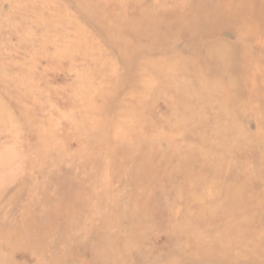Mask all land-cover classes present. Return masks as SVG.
<instances>
[{
    "label": "rangeland",
    "instance_id": "1",
    "mask_svg": "<svg viewBox=\"0 0 264 264\" xmlns=\"http://www.w3.org/2000/svg\"><path fill=\"white\" fill-rule=\"evenodd\" d=\"M0 264H264V0H0Z\"/></svg>",
    "mask_w": 264,
    "mask_h": 264
},
{
    "label": "bare ground",
    "instance_id": "2",
    "mask_svg": "<svg viewBox=\"0 0 264 264\" xmlns=\"http://www.w3.org/2000/svg\"><path fill=\"white\" fill-rule=\"evenodd\" d=\"M24 238V237H23ZM23 242V241H22Z\"/></svg>",
    "mask_w": 264,
    "mask_h": 264
}]
</instances>
